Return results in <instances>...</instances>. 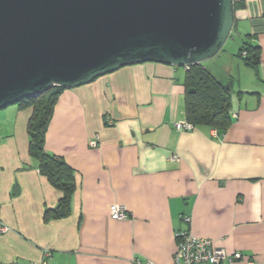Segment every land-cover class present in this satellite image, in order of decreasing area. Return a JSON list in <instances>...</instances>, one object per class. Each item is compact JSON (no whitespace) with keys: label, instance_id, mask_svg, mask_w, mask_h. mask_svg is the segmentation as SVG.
I'll return each instance as SVG.
<instances>
[{"label":"crops","instance_id":"obj_1","mask_svg":"<svg viewBox=\"0 0 264 264\" xmlns=\"http://www.w3.org/2000/svg\"><path fill=\"white\" fill-rule=\"evenodd\" d=\"M234 1V73L217 72L216 57L202 64L231 88L223 134L175 130L181 67L127 66L58 95L44 148L73 170L66 209L29 157L31 108L0 110V222L10 228L0 264H172L179 231L240 253L233 264H264V0ZM245 41L259 49L256 68L235 56ZM113 205L125 220L110 219Z\"/></svg>","mask_w":264,"mask_h":264},{"label":"water","instance_id":"obj_2","mask_svg":"<svg viewBox=\"0 0 264 264\" xmlns=\"http://www.w3.org/2000/svg\"><path fill=\"white\" fill-rule=\"evenodd\" d=\"M234 0H0V110L120 68H188L230 37Z\"/></svg>","mask_w":264,"mask_h":264},{"label":"trees","instance_id":"obj_3","mask_svg":"<svg viewBox=\"0 0 264 264\" xmlns=\"http://www.w3.org/2000/svg\"><path fill=\"white\" fill-rule=\"evenodd\" d=\"M239 6L242 4L234 1V9ZM235 56L249 68L259 65V49L247 41L242 43ZM202 64L186 69L183 82L185 121L192 126L204 125L223 134L232 119L231 88L229 84L212 75L207 68H203ZM62 91L64 89L54 87L38 97L24 98L14 105L31 108L26 129L29 157L37 163L38 171L49 183L62 192L60 202L66 209L69 194L75 187L73 170L62 158L48 154L44 148L53 107Z\"/></svg>","mask_w":264,"mask_h":264},{"label":"built area","instance_id":"obj_4","mask_svg":"<svg viewBox=\"0 0 264 264\" xmlns=\"http://www.w3.org/2000/svg\"><path fill=\"white\" fill-rule=\"evenodd\" d=\"M174 128L178 132H183L192 130L193 126L186 121H182L175 123ZM213 134H216V132L214 131ZM88 144L92 148L97 147V137L90 139ZM170 159L176 161L177 156L173 155ZM109 217L114 221H123L127 218V215L123 207L113 205L110 207ZM183 221L188 223L189 219L184 218ZM9 231L10 228L0 222V236ZM174 237L176 239V251L173 255L172 264H233L242 259L240 253L227 255L222 249L216 248L211 241L194 238L186 231H179L175 233ZM44 258H51L50 252L44 251ZM247 264L255 263L248 261Z\"/></svg>","mask_w":264,"mask_h":264},{"label":"rangeland","instance_id":"obj_5","mask_svg":"<svg viewBox=\"0 0 264 264\" xmlns=\"http://www.w3.org/2000/svg\"><path fill=\"white\" fill-rule=\"evenodd\" d=\"M231 50H232L231 49V41L229 39V40H227V42L224 45V52H220L216 56V59L218 61L217 63H219L220 67H221V69H219V70L217 69V72L219 71L220 74L226 73V69H228V68L232 70V73H234V66H231L230 62H229V53Z\"/></svg>","mask_w":264,"mask_h":264}]
</instances>
